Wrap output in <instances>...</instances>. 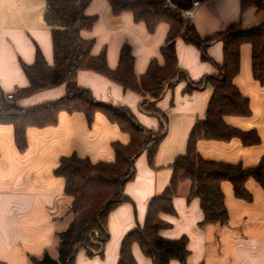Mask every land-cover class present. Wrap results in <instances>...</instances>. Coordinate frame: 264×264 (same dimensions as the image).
<instances>
[{
  "label": "crops",
  "instance_id": "crops-1",
  "mask_svg": "<svg viewBox=\"0 0 264 264\" xmlns=\"http://www.w3.org/2000/svg\"><path fill=\"white\" fill-rule=\"evenodd\" d=\"M86 15L95 17L91 30H83L84 40L94 41L92 55L105 54L110 70H117L121 51L129 46L134 57V72L144 76L152 61L162 66L161 49L165 45L169 26L161 23L150 33L143 23H136L131 13L114 15L108 0H89ZM197 1V0H195ZM192 20L201 37L213 36L230 25L240 24L244 29L264 25V10L241 9L240 0L198 1ZM45 0H0V91L12 95L29 86L22 66L35 63L40 51L49 66L54 64L52 33L44 22ZM178 67L192 82L217 75L223 63V44H212L208 56L176 40ZM240 72L235 86L250 101L252 116L224 118L227 125L243 130H256L261 144L244 147L233 139L230 142L199 141L197 150L205 159L245 168L264 161V85L252 75V47L243 45L240 51ZM79 87L88 89L93 98L105 104L123 106L131 110L144 128L158 131L160 120L141 111L140 105L148 97L123 87L109 78L92 71H81L77 76ZM187 82L182 81L168 89L156 104L168 117L167 135L149 164L147 152L135 161V177L124 188L129 199L119 205L108 218L109 239L102 257L77 254L75 264H117L124 238L145 224L149 202L167 189L174 161L186 154L188 138L195 125L205 119L213 92L210 83L200 90L187 93ZM66 86L45 90L17 100L20 108H30L64 98ZM27 148L21 152L16 143L14 128L0 125V264H33L30 258L40 259L48 254L58 258L57 235L66 230V217L71 200L65 195V181L54 171L62 158L77 155L92 163L115 161L114 143L128 145L130 137L117 125L97 114L90 125L82 113L59 115L56 126L29 128ZM191 183L178 188L173 200L175 215H162L170 227L160 234L169 240L188 239L190 255L187 264H264V191L254 180L246 184L252 195L251 203L235 197L230 183L222 185L229 224L224 227H201L204 214L200 200H188ZM137 264H152L139 245L132 247ZM170 264H180L172 261Z\"/></svg>",
  "mask_w": 264,
  "mask_h": 264
},
{
  "label": "trees",
  "instance_id": "trees-1",
  "mask_svg": "<svg viewBox=\"0 0 264 264\" xmlns=\"http://www.w3.org/2000/svg\"><path fill=\"white\" fill-rule=\"evenodd\" d=\"M206 1V0H197ZM241 9L264 10V0H240ZM114 15L131 13L136 23L146 25L153 33L161 23L169 26L165 45L161 49L164 64L151 62L147 73L137 77L134 72V57L129 46L120 55L117 70L109 69L105 54L92 55L94 41L81 37L83 30H91L95 17L86 15L89 0H45L44 22L52 33L54 64L49 66L40 51L35 63L23 65L22 69L29 86L12 94V98L0 91V125L14 128L15 143L23 152L27 148L26 132L29 128L56 126L60 113H82L91 125L97 114L103 115L110 123L130 137L128 145L113 144L115 161L92 163L77 155L64 157L54 171L56 177L65 181V195L71 200L66 217L70 219L65 231L59 233L58 258L48 254L40 259L30 258L33 264H75L76 256L84 251L87 256L100 257L109 239L108 218L119 205L128 202L124 194L125 185L135 177V161L147 152L149 164L154 159L161 142L167 135L168 117L156 104L168 89L185 81L187 93L200 90L205 83L213 87L205 119L198 122L190 133L187 151L171 165L172 177L163 194L153 198L147 207L145 224L130 232L122 241L117 264H137L132 247L137 244L152 264H170L177 261L187 264L190 255L188 239L169 240L161 232L170 225L161 219L162 215H175L173 200L178 188L185 182L191 183L188 200L199 199L204 220L201 227L212 225L221 228L229 224V214L222 191L224 183H230L235 197L251 203L252 195L246 184L254 180L264 191V161L245 168L242 164L232 165L205 160L197 150L199 141L230 142L239 140L244 147L261 144L256 130L243 131L227 125L225 117L252 116L250 101L234 84L240 72V51L243 45L252 47V75L261 86L264 85V25L244 29L240 24L230 25L225 31L213 36L201 37L192 21L183 19V12L192 7L193 0H108ZM201 51L205 62H212L208 48L223 44V63L218 74L200 82H192L178 67L176 40ZM81 71H92L121 85L126 91H133L148 97L140 109L143 113L160 120L158 131L141 126L130 109L96 101L88 89L79 87L77 76ZM66 86L64 98L30 108H20L17 100L21 97Z\"/></svg>",
  "mask_w": 264,
  "mask_h": 264
},
{
  "label": "built area",
  "instance_id": "built-area-1",
  "mask_svg": "<svg viewBox=\"0 0 264 264\" xmlns=\"http://www.w3.org/2000/svg\"><path fill=\"white\" fill-rule=\"evenodd\" d=\"M199 6V2L198 1H195L193 0V3H192V7L188 10H185L183 12V19L184 20H189V21H192L193 18H194V11L195 9ZM9 98H12V95H9L8 96Z\"/></svg>",
  "mask_w": 264,
  "mask_h": 264
}]
</instances>
